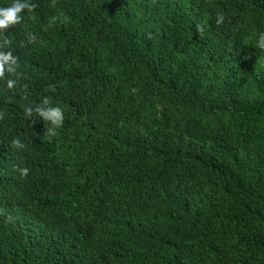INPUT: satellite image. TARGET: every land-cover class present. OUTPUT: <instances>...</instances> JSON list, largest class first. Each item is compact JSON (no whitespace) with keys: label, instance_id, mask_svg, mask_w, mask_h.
<instances>
[{"label":"trees","instance_id":"trees-1","mask_svg":"<svg viewBox=\"0 0 264 264\" xmlns=\"http://www.w3.org/2000/svg\"><path fill=\"white\" fill-rule=\"evenodd\" d=\"M31 2L0 82V264H264V0ZM45 97L52 137L23 111Z\"/></svg>","mask_w":264,"mask_h":264},{"label":"clouds","instance_id":"clouds-1","mask_svg":"<svg viewBox=\"0 0 264 264\" xmlns=\"http://www.w3.org/2000/svg\"><path fill=\"white\" fill-rule=\"evenodd\" d=\"M55 5V0L53 6ZM37 5L32 3L31 0H14L10 6L0 7V40L3 41L0 44V82H6L8 89H15L17 81L22 77V73L19 71L21 64L19 56L14 54L12 48L13 41L7 35L9 31L23 24L25 19V12L32 13L36 9ZM225 13L218 12L216 18V24L223 25L225 23ZM61 23L70 22V18L64 16L62 13L59 16H54L50 20L49 26H52L56 21ZM197 33L203 35L204 26H196ZM149 38H152L149 33ZM30 42L35 41V36L31 33L28 35ZM257 47L264 50V33H260L258 36ZM8 50L5 51L4 49ZM54 90V86H53ZM27 99V97H25ZM23 111L25 117L32 121L33 124L36 123L37 118L42 119L46 124L45 136H55L57 134V129L61 128L64 123V112L62 108L58 106H53L50 97H45L39 104L33 106L32 104H26L23 106ZM5 119V113L0 112V121ZM47 125H51L50 127ZM12 145L14 148L23 150L27 147L19 138L14 137ZM10 169L2 167V173L0 174V186H4L10 180ZM21 176L27 177L29 175L30 169L23 168L19 170ZM15 191L13 188H3L0 200H9L13 198Z\"/></svg>","mask_w":264,"mask_h":264}]
</instances>
